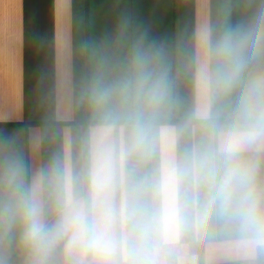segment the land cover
Instances as JSON below:
<instances>
[{
    "label": "clouds",
    "instance_id": "clouds-1",
    "mask_svg": "<svg viewBox=\"0 0 264 264\" xmlns=\"http://www.w3.org/2000/svg\"><path fill=\"white\" fill-rule=\"evenodd\" d=\"M84 103L43 163L0 135V264H264V0L175 45L121 18Z\"/></svg>",
    "mask_w": 264,
    "mask_h": 264
},
{
    "label": "crops",
    "instance_id": "crops-1",
    "mask_svg": "<svg viewBox=\"0 0 264 264\" xmlns=\"http://www.w3.org/2000/svg\"><path fill=\"white\" fill-rule=\"evenodd\" d=\"M236 0H0V135L39 164L87 117L84 88L99 39L121 18L171 45ZM216 264H231L219 258Z\"/></svg>",
    "mask_w": 264,
    "mask_h": 264
}]
</instances>
